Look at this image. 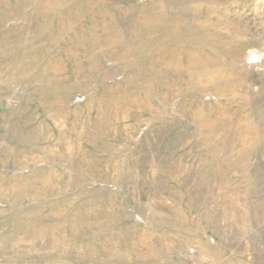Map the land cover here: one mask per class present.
<instances>
[{
  "label": "rangeland",
  "instance_id": "374dc122",
  "mask_svg": "<svg viewBox=\"0 0 264 264\" xmlns=\"http://www.w3.org/2000/svg\"><path fill=\"white\" fill-rule=\"evenodd\" d=\"M0 264H264V0H0Z\"/></svg>",
  "mask_w": 264,
  "mask_h": 264
}]
</instances>
